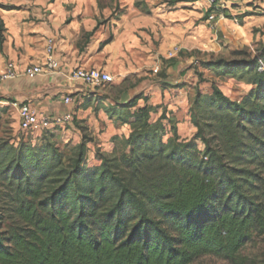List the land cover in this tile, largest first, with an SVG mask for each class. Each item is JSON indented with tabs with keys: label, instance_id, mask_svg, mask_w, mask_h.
Segmentation results:
<instances>
[{
	"label": "trees",
	"instance_id": "16d2710c",
	"mask_svg": "<svg viewBox=\"0 0 264 264\" xmlns=\"http://www.w3.org/2000/svg\"><path fill=\"white\" fill-rule=\"evenodd\" d=\"M247 68L259 89L199 95L190 140L166 111L153 119L148 97L131 112L138 95L118 104L131 131L98 165L85 142L58 147L48 131L1 142L0 264H244L242 249L264 236V70Z\"/></svg>",
	"mask_w": 264,
	"mask_h": 264
},
{
	"label": "crops",
	"instance_id": "0c3cea01",
	"mask_svg": "<svg viewBox=\"0 0 264 264\" xmlns=\"http://www.w3.org/2000/svg\"><path fill=\"white\" fill-rule=\"evenodd\" d=\"M100 1L102 0H0V20L3 26L0 37V110L13 114L15 135L20 132L19 109L23 104L30 105L41 116H57L72 112L74 117L75 115L81 117L82 111H73L74 104L64 105L63 98L72 96L75 102L84 97L90 98L91 94L96 97L97 90L91 91L80 85L71 84L66 78L68 72L92 66L114 71L120 66L112 63L116 61L118 53L108 54L109 61L105 66L97 60L102 54L99 44L108 42L106 47L111 48L110 46L116 43L111 41L113 37L110 22L106 29L99 28L97 22L99 15L94 11L98 10ZM224 2L226 9L222 14L225 15L226 20L217 17L212 21L213 26L211 21H206V24H211V29L219 28L228 32L227 27H231V23H239L240 25L233 26L241 29L264 27V0H224ZM130 4L131 0H127V6ZM177 4L184 5L171 7L168 11H160V7L164 6H159L150 11V14L153 13L152 18L149 17L150 14H146V17H141L131 24L121 23L120 27L126 28L124 34H127L135 28H146L149 25L158 35V30L163 29V22L181 19L183 26H178V22L173 23L177 24V27L181 26L180 30H176L174 42L183 43L184 34L193 27L195 19L189 13L179 11L201 4L207 7L202 9L200 18L205 14H208L209 18L213 11L206 0ZM148 19H152V24L148 23ZM111 26L114 34L116 23L113 21ZM99 38L104 39L99 41ZM49 39L55 40L54 55L61 64L60 72H49L35 79L28 78L25 76V70L29 66L41 65L45 62ZM187 43H191L189 37ZM133 44L142 50L134 51L133 57L128 58L132 60L130 67L127 66L126 58L119 60L124 64L123 70L130 71L127 74L143 77V81L132 93L124 92L120 97V103L124 104L133 96L145 93L149 98V105L161 107L160 115L166 111L167 117L176 122L179 136L182 139L190 138L195 129L190 122L188 94L183 85L188 81L189 67L193 61L188 60L189 62L186 63L178 61L180 57L172 58L173 60L165 57L162 47L158 50L152 46L141 47L140 43L136 42ZM182 48H185L183 53L189 50L188 47ZM9 63L14 64L16 77L6 79L3 76L7 73ZM154 70H158V73H151ZM109 98L108 101L114 100L111 95ZM102 114L101 120L106 121L105 113ZM92 120L96 121V119ZM106 122L108 125V121ZM108 127L109 133L113 131L110 125ZM71 130L76 131L74 125L66 135L71 136ZM117 134L119 133L115 135ZM104 139L108 138L105 136Z\"/></svg>",
	"mask_w": 264,
	"mask_h": 264
},
{
	"label": "rangeland",
	"instance_id": "374dc122",
	"mask_svg": "<svg viewBox=\"0 0 264 264\" xmlns=\"http://www.w3.org/2000/svg\"><path fill=\"white\" fill-rule=\"evenodd\" d=\"M140 1L144 5L139 8L135 6L137 0H131V4L128 6L127 0L100 1L98 10L94 11V13L96 12L99 15L97 18L99 28L104 27L106 29L110 22L111 36L113 37L111 41L113 40L112 42L116 43L114 45L112 44L110 46L111 48L106 47L108 42L99 44L102 54L97 60L101 65L105 66L109 61L108 54L113 55L112 53H118L116 61L112 63L120 66L114 71L97 68L108 72L111 75V81L105 87L96 91V97L93 96L94 94H91L89 95L92 96L90 98L84 97L82 100L77 99L74 102L73 111L78 112L81 110L82 113L81 117L77 115L74 117L73 125L76 131L71 130V136L69 134L66 135L70 127L50 130L47 134H44V141L50 140L58 147H63L67 144L76 146L85 142L89 151V164L92 166L100 164V160L97 157L98 154L112 156L117 145V143L113 142L115 136H128L131 131L129 125L123 124L124 116L119 112L118 104H122L120 103V97L124 92L132 93L137 86H140L139 84L143 81V77L130 75V73L127 74L130 71L125 72L123 70L124 64L120 62L119 58H126L127 66L130 67L132 60L128 58L133 57L134 51L142 50L137 45L134 46V42L140 43L141 47L152 46L158 50L162 47L165 57H169V53L177 47L181 52L173 59L180 57L178 61L181 60L186 63L189 62L188 60L190 62L193 61L189 67L188 81L183 85L188 94L190 122L192 120L190 110L199 95H212L213 87L216 85L229 99L241 101L251 90L257 88L256 86L249 85L251 76L245 74L243 71H246L248 69L247 67L256 69V67H262L264 65V27L259 26L253 29H241L233 26L234 24L240 25L239 23H231V27H227L228 32L220 30L219 28L211 29L210 25L212 24L213 26L214 24L212 22L211 24H206V21L209 19L208 14L200 18L202 9L207 7L205 4L191 6L179 11L189 13L195 19L193 27L188 32H185V41L183 43L174 42L176 40L174 37L177 35L176 30H180V27L184 25L181 19L163 22V29L158 30V35L153 32L149 25L146 28H135V30H131L133 34L131 32L124 34L126 28L120 27L121 23L126 22V24H131L133 21L144 17L147 14L145 7L151 11L159 6H164L160 7V11H168L171 7H183L184 5H172V1L174 0ZM152 16L153 13L149 17L152 18ZM113 21L116 23L114 34H112L113 29L111 26ZM147 21L152 24V19H148ZM176 22H178V26H181L177 27V24H173ZM188 37L191 43H187ZM136 38H139L140 41ZM102 39L104 38H99V41H103ZM182 47H188L189 50L183 53L185 51L183 49L185 48ZM91 68L96 67L92 66ZM151 73L155 74L154 71ZM260 94L257 97L258 99L264 97V84L261 87ZM110 95L114 98L113 101H108ZM138 95H142V100L139 101L138 106L131 110V112L145 105L144 99L147 95L145 93H139L135 96ZM258 99L256 100L259 101L260 99ZM129 101L124 103V105L129 103ZM160 109L161 107L157 109V113H153L152 117L154 120L161 116ZM102 112L105 113V119L113 130L110 133L108 130L109 127L106 124L107 122L100 118L101 115L103 116ZM92 119H96V121ZM14 123L15 119L12 113L2 112L0 110V143H11L15 139L16 142L14 145L17 146L19 144L17 138L22 139V136L20 132L17 135L14 134ZM167 129L169 130V126H167ZM196 132L197 130L195 129L194 134L188 140L192 139ZM116 133L119 134L115 135ZM105 136L108 139L105 140ZM199 147L201 149L204 148L201 143H199ZM241 257L244 264H264V236L255 237L248 243L242 249ZM193 264L232 263L215 257L204 256Z\"/></svg>",
	"mask_w": 264,
	"mask_h": 264
},
{
	"label": "built area",
	"instance_id": "2783aa9c",
	"mask_svg": "<svg viewBox=\"0 0 264 264\" xmlns=\"http://www.w3.org/2000/svg\"><path fill=\"white\" fill-rule=\"evenodd\" d=\"M210 5L213 13L209 15V21H214L217 17L221 20H226V17L222 12L226 9V3L224 0H206ZM217 14V15H216ZM55 40L49 39L46 46V59L41 65H32L25 70V76L30 79H35L40 76H44L49 72H60L61 64L55 58ZM181 50L175 48L169 53V58H175ZM7 73L3 78H14L16 72L13 63L7 65ZM264 70V65L261 67V71ZM157 74L158 70H154ZM67 80L71 84L80 85L88 90L95 91L102 89L111 81V75L103 69L97 68H77L66 74ZM63 103L66 106H72L74 100L72 96H65ZM19 120H20V132L25 136H32L35 141L44 132L65 129L71 127L74 124V114L67 112L62 115L48 116L39 115L38 112L33 109L30 105L23 104L19 109Z\"/></svg>",
	"mask_w": 264,
	"mask_h": 264
}]
</instances>
